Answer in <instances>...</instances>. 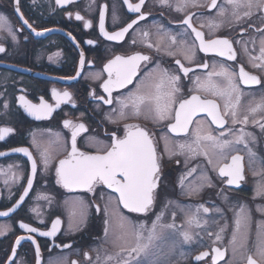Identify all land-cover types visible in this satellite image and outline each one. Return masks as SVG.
Returning a JSON list of instances; mask_svg holds the SVG:
<instances>
[{"label":"flooded vegetation","instance_id":"af4514ba","mask_svg":"<svg viewBox=\"0 0 264 264\" xmlns=\"http://www.w3.org/2000/svg\"><path fill=\"white\" fill-rule=\"evenodd\" d=\"M129 3L135 5L139 0ZM185 3L187 7L177 11V5ZM103 5H107L105 30L109 33L118 31L139 15L131 13L124 0H73L64 5H57L56 0H19L24 19L42 32L36 35L15 11V0H0V16L4 17L0 20V46L5 49L0 52V127L14 129L0 141V152L6 153L0 156V211H6L19 200L32 174V160L12 149L27 148L37 163V173L23 203L8 216H0V226L11 229L0 235V264H11L9 257L18 236L25 239L16 246L13 257L16 264H37L36 244L40 246V264H212L214 248L224 253L217 264H247L248 256L257 264H264L256 255L258 243L264 239V211L260 210L264 209V128L261 127L264 70L253 66L264 64L260 55L264 9L253 7L251 15L244 16L249 9L241 7L237 19L227 0H217L215 8L210 7L211 0H168L167 6L158 0H145L141 11L146 19L116 41L100 33L99 11ZM77 12L83 20L75 19ZM68 13L72 14L71 18ZM113 13L117 18L115 23ZM188 15L192 16V26L204 34L206 41L216 38L232 41L236 59L201 51L194 33L181 23ZM86 21H91L92 26L85 28ZM87 40L94 43L88 44ZM81 53L85 60L82 68ZM136 53L150 59L139 61L133 82L124 88H114L109 97L102 87L108 79L105 65L116 56ZM186 56L192 58L191 62ZM204 63L208 68L199 66ZM181 65L192 69L187 76L177 71ZM221 65L237 73L239 103L235 124L231 109L226 111L224 107L225 99L204 90L208 73L219 72ZM241 65L250 75L261 79L262 84L245 85L240 81ZM170 75L180 77L179 91L173 93L177 101L173 109L178 107L179 100L192 95L213 100L226 121L224 127L220 128L207 113L201 112L193 118L187 133L172 132L169 125L175 123L174 118L160 120L151 99L162 79L161 92L171 90ZM210 79L221 87L226 84L222 76L214 75ZM53 89L61 95L69 92L71 101L57 107ZM137 93L145 97L139 104L138 115L134 114L130 99V94ZM21 95L34 104H39L43 97L53 106V111L45 118L36 119L21 106L18 100ZM118 98L127 103L123 116ZM108 99L112 102L105 103ZM245 116L247 122H243ZM65 120L85 125L87 131L77 136V148L92 155L104 154L111 145V133L123 138L125 125H137L148 132L156 149L159 172L155 177L153 204L146 213L123 208L118 194L101 183H94L91 191L86 187L68 189L57 183L59 161L67 159L71 152L72 129L64 126ZM197 129L201 137L209 133L220 137L223 132V139L231 142L224 149L227 158L221 159L211 142L203 139L197 142L193 135ZM242 132L250 135L238 140ZM43 150L49 155L47 170L41 159ZM205 151L207 155L203 154ZM236 155L242 158L244 177L239 186L229 185V177L219 175V168L231 164L232 156ZM200 205L209 211L205 213L200 208L198 212ZM241 207L248 218L247 227L237 234L233 243L235 217ZM121 216L129 222L126 227H121ZM56 219L60 224L53 236H40L39 232L29 233L19 227L23 221L40 231H50ZM153 222L157 227L150 238ZM141 225L143 231L138 237L132 226ZM168 232L174 234L172 242L168 241ZM184 233L191 239L185 241ZM217 234L221 239H216ZM138 246V251H132ZM203 252L208 255L196 260Z\"/></svg>","mask_w":264,"mask_h":264},{"label":"snow or ice","instance_id":"6c2138e0","mask_svg":"<svg viewBox=\"0 0 264 264\" xmlns=\"http://www.w3.org/2000/svg\"><path fill=\"white\" fill-rule=\"evenodd\" d=\"M158 2L162 6L168 5V0H158ZM57 5H64L73 3V0H56ZM124 3L128 4V10L131 13L139 14L136 19H132L130 22L126 24V26L120 27V29L114 33H109L105 30V13L107 10V5H103L99 11V29L101 35L106 37L108 40H116L119 41L123 39L126 33H128L129 29H132L134 25H137L139 21L146 19V14L141 11L142 6L145 4V0H139L138 4H131L129 0H124ZM227 3L233 8V15L239 19L238 10L241 7L249 9V11L244 13V16L251 15V9L253 7L257 9H264V0H227ZM195 7V3L192 5ZM217 6V0H211L210 7L215 8ZM187 7V4L177 5V11H183L184 8ZM15 11L19 14L20 19L23 21V24L27 25L32 29L36 35H41L42 32L36 31L35 28H32V25L28 23L26 19H24L23 14L20 13L19 0H15ZM224 9H220V15H223ZM71 18V13H68ZM114 23L116 21V15L113 13ZM4 19V17L0 16V20ZM76 20H83L84 18L77 12L75 14ZM264 20V17H261ZM192 16L188 15L186 18L181 21L183 25H186L187 28L191 29L192 33L195 35V40L199 41V49L205 53L215 52L219 56H226L228 60H235V50L232 47V41L228 38H216V39H204V34L201 31H198L196 28L192 26L191 23ZM92 26L91 21H86L84 23L85 28H89ZM210 27H218V25L210 24ZM44 31H48L45 29ZM259 31V30H258ZM9 34L12 35L13 40L16 39L14 33L9 29ZM71 36V33H69ZM147 35V33H144ZM75 40V38H72ZM174 40V37H173ZM86 43L93 44L92 40H87ZM195 46V45H193ZM5 49L3 46H0V52H4ZM55 55H60V53H56ZM260 55L261 59H264V39L261 40L260 47ZM49 59H52L50 56ZM150 57L142 55L140 53H136L131 56L123 57L116 56L113 60H110L108 64L105 65V71L108 73V79L103 83L102 87L105 92L108 93L109 97H111L112 90L114 88H124L127 85L133 82V78L137 75L139 61H147ZM191 62V57L186 56ZM85 60L83 58V53H81L80 66L83 67ZM180 61H177L179 64ZM203 68H208V64L204 63L199 65ZM254 67H260L264 70V64L261 65H253ZM215 69V64L213 65ZM192 69L189 67H184L181 65L180 69L177 71H182L185 76ZM79 75V72H77ZM165 75H167V70H165ZM222 76L226 81L225 86L221 87L211 81L212 76ZM237 73L233 71H229L227 68H224L221 65V70L219 72L213 71L208 73L209 79L205 82L206 87H204L205 91H210L215 95H219L225 99V109L226 111L231 109V117L232 123L235 124L238 122L237 120V112H236V104L239 103V94H238V84L236 83L235 77ZM113 76L115 77L113 79ZM239 80L242 81L245 85L251 84H262L261 79H259L255 75H250L248 72L244 70V67L241 65L239 67L238 73ZM74 79V77H73ZM180 77L178 75H170L168 76V82L172 85V88L168 92H161V88L164 84V80L162 79L159 84L156 85V94L151 98L155 101V111L157 117L160 120L164 119H172L174 118L175 123L169 125L170 130L174 133H187L189 131V125L193 123V118L198 113H207L211 118L212 122L220 126V128L224 127L226 121L219 114L218 106L213 100L201 99L197 95H192L190 98L181 99L178 101V107L175 109L172 108V105L177 103L174 99L173 93L178 92V82ZM197 82L200 81V78H196ZM264 86V85H262ZM53 96L56 99V106L59 107V104L65 101H71V94L67 91L63 92V94H59L53 89ZM99 99H103L100 97ZM130 99L132 103V107L134 110V114H139V104L145 100V97L141 94H130ZM235 99V103L233 100ZM18 100L21 106L28 112L30 115L34 116L36 119H42L47 117L52 111L53 106L48 104L43 97L40 98L39 104H34L31 101L27 100L25 96L21 95L18 97ZM111 99L105 100V103H111ZM118 103L121 104V116L124 115L123 109L127 107V103L119 100ZM4 108H8L7 102L4 104ZM174 111V117L172 115ZM255 111V109H253ZM83 115V113L81 114ZM247 122V116L244 117V121ZM64 126L72 129L71 133V152L68 154L67 159H61L59 161V166L56 168V175L58 177L57 183L62 184L65 188L72 189L75 187H86L90 191L92 190V185L94 183H101L106 185L107 188L112 189L115 193L118 194V202L123 205V208L128 209L130 212L135 213H146L150 206L153 204L154 200V189L157 187L156 174L159 172V165L157 162V154L156 149L153 145V141L150 138L148 132L137 125H125V135L123 138H120L116 135L115 132L111 133V145L104 150V154H87L81 152L77 148V136L81 132H86L87 129L83 123L81 124H73L71 120H65ZM264 128V125H261ZM14 131L11 127H0V141L4 140L7 135ZM193 135L196 136L197 142L201 139L205 141L211 142V146L213 149H218V155L221 159H226V155L224 153V149L230 145V141L227 139H223L224 133H220V137H216L211 135H205L201 137L199 135V129H197ZM244 135H250L247 133H241V136L238 140H242ZM35 143V140L33 141ZM184 147V145H181ZM14 152H22L26 156L32 160L31 165V175L27 178V187L24 188L23 194L20 195L19 200L10 207L7 208L6 211H0V216H8L9 213H12L18 208L24 201L25 196L28 195L29 190L32 187L33 179L37 173V163L34 159H32V155L27 148H15L12 149ZM207 155L205 151L203 153ZM6 155L4 152H0V156ZM41 159L44 163L45 170H47L49 155L47 150L41 151ZM241 157L239 155L232 156L231 164H224L223 167L219 168V175L221 177H229L227 183L229 185H238V182L242 180V166L240 164ZM211 159H209V163H211ZM11 167V166H10ZM195 171V169H192ZM200 208H203V211L207 213L209 211L208 208L200 205L197 208L199 212ZM99 210V208H98ZM107 209H105L106 211ZM264 211V209H260ZM160 217L157 216V220ZM247 216L245 215L244 208L241 207L239 213L236 214L235 217V230L233 232V240L234 243L237 234L241 232L242 229L247 227ZM121 227H126L128 225V221L125 217H120ZM41 223L43 221L41 220ZM107 223V221H106ZM191 223V221H190ZM60 224V220L56 219L52 224V229L50 231H40L36 227L30 226L28 223H24L20 221L19 227L21 229L26 230L29 233H37L39 232L40 236H53L57 230V226ZM133 230L136 231V235L139 237L140 232L143 231V226H132ZM138 227V230H137ZM157 227L156 222H153L152 229L150 230V238L151 235L155 233V229ZM172 227V225H169ZM10 226L2 225L0 226V235H5L7 231H10ZM223 232V228L221 229ZM184 240L188 241L191 237L188 233H184ZM28 239H32L31 237H27ZM24 236H18L15 245L12 249V256L9 257V261L11 264H16L13 257L16 255V246H19L21 241L24 240ZM216 239H221V236L217 234ZM35 244V240H33ZM67 247V245H65ZM139 246L132 251H138ZM213 251L216 253L212 256V264H217V260L223 258L224 253L219 248H214ZM235 253V249H234ZM35 254L37 257V264H40V246L36 244ZM207 252H203L200 255L196 256V260H202L205 256H207ZM256 255H258L262 260H264V239H261L257 246ZM231 264V262H229ZM247 264H257V261L253 259L252 256L247 257Z\"/></svg>","mask_w":264,"mask_h":264},{"label":"rangeland","instance_id":"374dc122","mask_svg":"<svg viewBox=\"0 0 264 264\" xmlns=\"http://www.w3.org/2000/svg\"><path fill=\"white\" fill-rule=\"evenodd\" d=\"M168 241L172 242L174 239V234L172 232H168L167 234Z\"/></svg>","mask_w":264,"mask_h":264}]
</instances>
